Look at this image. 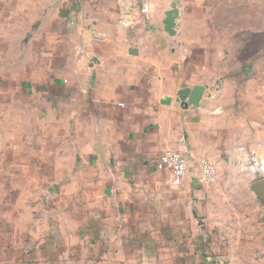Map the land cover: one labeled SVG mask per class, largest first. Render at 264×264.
<instances>
[{
	"label": "crops",
	"instance_id": "0c3cea01",
	"mask_svg": "<svg viewBox=\"0 0 264 264\" xmlns=\"http://www.w3.org/2000/svg\"><path fill=\"white\" fill-rule=\"evenodd\" d=\"M254 1L53 0L48 13L72 24L68 54H59L65 28H53L52 69L30 79L49 131L42 145L51 167L34 159L31 174L29 155L0 152L2 222L11 223L13 203L23 199L26 207L29 177L46 179L78 218L81 238L93 243L107 238L115 221L123 229L145 223L188 252L205 237L206 205L232 208L239 192L264 216L251 190L264 177V10L253 9ZM174 3L179 15L169 34L165 19ZM195 84L206 87L200 104L185 107L178 91ZM168 150L190 159L178 186L156 166ZM202 157L216 167L214 182L193 178Z\"/></svg>",
	"mask_w": 264,
	"mask_h": 264
},
{
	"label": "rangeland",
	"instance_id": "374dc122",
	"mask_svg": "<svg viewBox=\"0 0 264 264\" xmlns=\"http://www.w3.org/2000/svg\"><path fill=\"white\" fill-rule=\"evenodd\" d=\"M52 2L0 0V152L12 147L17 155H29L31 174L36 173L34 159L47 170L51 164L46 162L45 148H49L42 145L49 131L37 113L43 106L30 79L52 69L51 30H66L65 45L59 51L62 58L68 54L67 30L73 29L69 19H54L48 13ZM253 9L264 10V0H255ZM29 33L32 38L27 39ZM40 181L28 178L26 207L23 199L13 203L10 224L0 218V264H264V216L243 192L238 193L233 209L227 202L208 203L202 214L207 220L205 237L182 252L184 242L175 238L167 242L161 227L145 223L125 224L123 229L115 221L99 243L81 238L78 218L66 210L65 200L50 193L46 179ZM198 230L193 225L191 232Z\"/></svg>",
	"mask_w": 264,
	"mask_h": 264
},
{
	"label": "built area",
	"instance_id": "2783aa9c",
	"mask_svg": "<svg viewBox=\"0 0 264 264\" xmlns=\"http://www.w3.org/2000/svg\"><path fill=\"white\" fill-rule=\"evenodd\" d=\"M143 13L147 14L149 5L144 3L142 6ZM200 172L193 178L200 184L211 183L216 180V167L209 157H202L198 160ZM157 168L159 170H168L171 175V184L181 185L188 177L190 170V159L183 152L178 150H168L158 159Z\"/></svg>",
	"mask_w": 264,
	"mask_h": 264
},
{
	"label": "water",
	"instance_id": "95a60500",
	"mask_svg": "<svg viewBox=\"0 0 264 264\" xmlns=\"http://www.w3.org/2000/svg\"><path fill=\"white\" fill-rule=\"evenodd\" d=\"M178 15L179 8L177 7V3H174L171 9L167 11L165 19V30L169 34H174L176 32V18ZM205 90V85L195 84L192 87H184L180 89L178 91V95L185 107H188L189 105L199 106ZM251 190L255 194L258 201L260 203H264V177L254 181L251 185Z\"/></svg>",
	"mask_w": 264,
	"mask_h": 264
}]
</instances>
